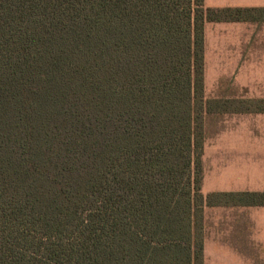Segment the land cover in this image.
Wrapping results in <instances>:
<instances>
[{
    "label": "trees",
    "instance_id": "1",
    "mask_svg": "<svg viewBox=\"0 0 264 264\" xmlns=\"http://www.w3.org/2000/svg\"><path fill=\"white\" fill-rule=\"evenodd\" d=\"M203 0H0V264H203Z\"/></svg>",
    "mask_w": 264,
    "mask_h": 264
},
{
    "label": "crops",
    "instance_id": "2",
    "mask_svg": "<svg viewBox=\"0 0 264 264\" xmlns=\"http://www.w3.org/2000/svg\"><path fill=\"white\" fill-rule=\"evenodd\" d=\"M203 4L214 10L264 9V0H203ZM203 56L205 98L211 75L229 78L241 64L264 65V20L206 22ZM215 119L228 125L208 134L207 122ZM204 134L201 194H264V113L207 115ZM203 264H264V205L204 207Z\"/></svg>",
    "mask_w": 264,
    "mask_h": 264
},
{
    "label": "rangeland",
    "instance_id": "3",
    "mask_svg": "<svg viewBox=\"0 0 264 264\" xmlns=\"http://www.w3.org/2000/svg\"><path fill=\"white\" fill-rule=\"evenodd\" d=\"M205 98L209 101L215 99L249 100L264 97V65L241 64L233 77L216 78L211 75L206 80ZM222 119V118H220ZM223 120L207 122V133L215 134L217 129H223Z\"/></svg>",
    "mask_w": 264,
    "mask_h": 264
}]
</instances>
